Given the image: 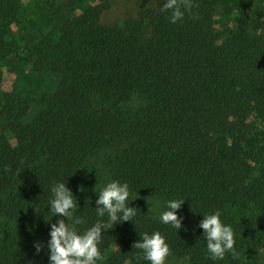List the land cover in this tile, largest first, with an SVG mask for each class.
I'll list each match as a JSON object with an SVG mask.
<instances>
[{
  "label": "trees",
  "instance_id": "16d2710c",
  "mask_svg": "<svg viewBox=\"0 0 264 264\" xmlns=\"http://www.w3.org/2000/svg\"><path fill=\"white\" fill-rule=\"evenodd\" d=\"M31 2L0 0V66L22 51L68 70L28 125L20 121L29 100L3 96L0 138L10 133L15 146L0 141V264H48L54 183L78 198V232L96 223L101 166L110 182L129 185L137 212L102 230L98 250L107 255L97 264H148L133 245L156 231L189 264H264V0H191L175 24L160 0L113 26L101 23L100 2L61 23L49 0H36L33 13ZM84 2L67 0L56 15ZM225 14L234 16L223 26ZM133 96L144 102L135 111ZM140 199L185 201L182 229ZM216 211L233 228L237 255L213 261L198 226ZM36 243L45 245L39 253Z\"/></svg>",
  "mask_w": 264,
  "mask_h": 264
},
{
  "label": "clouds",
  "instance_id": "9594fccd",
  "mask_svg": "<svg viewBox=\"0 0 264 264\" xmlns=\"http://www.w3.org/2000/svg\"><path fill=\"white\" fill-rule=\"evenodd\" d=\"M191 7V0H165L160 11L169 13L170 23L175 24L183 20L185 11ZM81 189L79 191L83 192ZM49 191L51 196L47 210L55 218V223L51 221L46 224L49 228L46 243L48 264H97L101 258L98 244L102 230L131 222L136 216L137 210L130 206L129 185L111 181L100 186L98 194H95L97 222L87 230L78 232L75 226L83 223V220L75 215L79 205L77 196L64 182L52 184ZM184 202L177 199L165 201L164 210L159 214L160 222L181 230L183 217L178 216V212ZM198 227L203 230L210 259L223 260L226 253H231L233 257L237 255L233 228L222 222L219 211L203 215ZM34 247L39 253L45 245L36 243ZM133 247L143 253L142 258L148 264H166L170 255L169 246L159 231L144 233Z\"/></svg>",
  "mask_w": 264,
  "mask_h": 264
},
{
  "label": "rangeland",
  "instance_id": "374dc122",
  "mask_svg": "<svg viewBox=\"0 0 264 264\" xmlns=\"http://www.w3.org/2000/svg\"><path fill=\"white\" fill-rule=\"evenodd\" d=\"M67 0H49L47 9L49 15L54 19L55 23H61L64 19L74 17L80 12L85 10L88 5H94L98 2L101 3L106 10L101 14V23L106 26H113L123 20L135 18L137 13L144 9L156 7L160 0H86L83 4L79 5L75 11H65L62 15H56V8L59 5L65 4ZM25 3H27L25 1ZM34 3L36 0L28 4L27 9L33 13ZM234 15L225 14L223 17V26L230 23V19ZM32 19V18H31ZM30 22L27 28L30 29ZM19 26L13 27L15 36H17V45L21 47L20 38L18 36ZM2 78L0 80V111L5 107L4 95L24 100L28 99L30 106L26 116L20 121L23 125H28L37 116V114L44 108L42 99L50 96L56 89L60 76L68 70V65L60 60H53L45 66H38L32 58L25 55L20 51L16 57L8 59L2 66ZM93 105H100V100H94ZM144 102L138 96H133L128 109L135 111ZM125 109H127L125 107ZM1 125L5 122L0 121ZM2 142H8L15 146V140L10 133L5 132L0 138ZM112 149H107L105 153H112ZM104 156V154H102ZM101 186L110 182L108 170H104L101 166ZM137 204L143 206L147 213L151 216L157 217L160 212L164 210V202L159 199H140L136 201ZM4 222H0V230ZM112 250H115L112 247ZM106 254H100L101 258L97 263L101 262ZM166 264H189L186 258L176 257L169 255L166 259Z\"/></svg>",
  "mask_w": 264,
  "mask_h": 264
}]
</instances>
